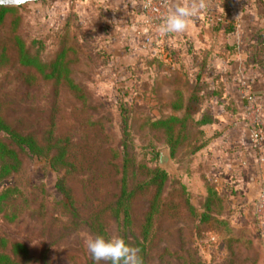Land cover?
Here are the masks:
<instances>
[{
	"label": "trees",
	"instance_id": "obj_1",
	"mask_svg": "<svg viewBox=\"0 0 264 264\" xmlns=\"http://www.w3.org/2000/svg\"><path fill=\"white\" fill-rule=\"evenodd\" d=\"M16 9L17 6H0V24L8 15H17ZM9 26L12 29L3 36L0 47V68L8 62L17 65V78L26 84L27 91L43 81L50 82L51 89L47 116H40L32 125L21 118L8 120L0 112V264H55L51 257L53 249L73 235L82 224L88 226L92 237L98 234L105 238L123 236L129 244L140 248L144 264H162L170 255L179 260L176 264H204L190 240L178 248L164 245L167 239L162 224L176 217L174 209L178 210L182 205L200 224L206 221L226 224L228 242L238 243L242 240V236L232 233L228 220L224 219L225 215L233 212L231 198L226 193L208 185L207 195L196 208L191 202L192 192L180 178L157 165L160 147L167 149L172 159L182 153L193 155L204 147L207 139L202 127L212 121L210 109L203 108L206 96L202 86L198 81L191 82L189 78L183 80V75L176 69L165 70L158 53L144 59L147 66H155L150 91L160 104L159 115H146L140 126L145 142L144 155L149 158L138 159L132 135L127 130L129 111H125L122 122L126 139L122 140L119 147L111 148V155L107 159L112 170V190L105 192L106 201L101 198L100 206H96L88 216L84 218L78 213L73 207L74 201L83 205L88 196L85 194L84 200L78 199L68 185V178L75 171L80 174L84 170L81 164L84 147L80 150L83 141L78 137L74 138L73 143L70 134H60V119L54 115L59 112L56 102L63 92L73 96L80 109H85L86 113L92 115L93 111L96 113L98 110L90 104L87 91L75 75L74 68L79 63L81 51L75 45V36L69 32V21L63 22L59 29L53 31L58 47L54 55L47 57L43 56L41 40L27 44L12 24ZM71 39L75 42H69ZM119 102L124 112V102ZM244 103H247L245 99ZM100 120L97 116L91 125L94 127ZM81 125L79 123L77 132H81ZM75 144L79 145L78 152L70 149ZM30 158L45 159L49 167L59 173L55 188L60 197L55 198L54 204L60 215L67 217L66 221L49 217V202L42 197L27 202L26 211L12 206L10 200L17 190L13 185H2L19 174L25 161ZM85 187L83 185L81 194L85 193ZM97 188L94 186L92 190ZM139 201L145 203L142 215L136 212V202ZM168 210L175 213L168 214ZM24 217L33 219V232H27L28 236L11 237L4 231L3 224L21 225ZM110 225L114 227L112 233ZM176 233L182 241L183 230L178 229ZM229 247L234 249V244ZM77 254L79 252H68L67 264H94L89 252ZM74 258L77 261L71 263L70 260Z\"/></svg>",
	"mask_w": 264,
	"mask_h": 264
},
{
	"label": "rangeland",
	"instance_id": "obj_2",
	"mask_svg": "<svg viewBox=\"0 0 264 264\" xmlns=\"http://www.w3.org/2000/svg\"><path fill=\"white\" fill-rule=\"evenodd\" d=\"M161 2L154 4L157 11H153V18H157L159 22L167 14L169 7L164 0ZM79 4V0H41L17 6V15L13 14L10 17L8 15L0 24V47L3 36L11 31L12 27L9 25L12 24L16 33H19L27 44L33 40H41L43 56H52L58 47L53 31L59 29L63 22H70L69 32L76 37L75 45L81 51L79 63L74 68L75 75L87 91L90 104L98 110L96 113L93 111L92 115L86 113L85 109H80L73 96L63 92L59 102H56L59 112L54 116L60 119V134H70L73 143L74 138L78 137L82 139L81 142L83 141L80 150L84 147L81 163L84 170L80 174L75 171L70 175L68 185L78 199L84 200L85 194L88 196L83 205H79L77 201L73 204L75 210L85 218L96 206H100L101 198L106 201L105 192L112 190L110 183L112 170L107 159L111 155V148L119 147L122 140L126 139L123 135L125 125L122 122L125 111H129L127 130L132 135L138 159L149 158L148 155H144L145 142L140 126L146 115H159L160 104L150 91L155 66H147L144 59L158 53L165 70L175 68L183 75V80L186 78L194 80V73L189 71V62L181 53L176 51L171 53L164 48L163 41L154 40L156 31L151 29L147 31V27L142 24L130 26L134 34L131 41L117 43L108 38L104 39L96 26L91 27L81 22L82 18L78 17L81 8ZM148 36L150 41L145 39ZM75 41L71 39L69 42ZM119 47L120 53L114 52V49ZM17 68V65L10 62L0 68V112L8 120L21 118L28 120L27 123L32 125L40 116H47L50 82L43 81L27 91L26 84L22 83L21 78H17ZM165 94L167 95V92ZM119 101L124 102L126 109L124 112L121 111ZM97 116L101 120L93 127L91 122ZM79 123L82 124L81 132H77ZM76 144L75 147H70L72 151H77V147L79 151V145ZM164 151L169 155V151L163 147H160L159 155ZM159 155L156 160L158 167L180 178L179 180L192 192L191 202L198 208L201 199L207 195V186L203 185L201 180L193 178L191 174L192 164L197 155L182 153L176 159L169 156V169L159 165ZM58 176L59 173L53 171L45 159L30 158L25 161L23 170L5 181L2 186H15L17 192L10 200L12 206L26 211L27 202H34L42 197L49 202L48 216L64 222L67 217L60 215L58 207L54 204L55 198L60 197L55 188ZM83 185L86 186V191L83 189L85 193L81 194ZM94 186L98 187L95 191L92 190ZM241 198L235 194L231 197L233 212L224 216L232 233L242 236L240 242L227 241L229 237L226 234L228 233L226 224H216L212 221L200 224L182 205L178 210L174 209L176 217L162 224L161 228L167 239L164 245L178 248L190 240L198 258L204 264H264V201H244ZM136 206V212L142 215L145 209L144 201L136 202ZM174 211L168 210V214H173ZM198 212L201 213V210L198 209ZM32 220L24 217L21 225L3 224V229L11 237H26L27 232H33ZM109 227L111 233L114 232V227L112 225ZM88 229L86 224L80 225L73 235L53 249L51 257L55 264H67L68 252H79L77 255L88 253L86 241L92 237ZM178 229L183 230L182 241L177 237ZM232 244L234 249L229 247ZM74 260L77 261L74 258L70 262ZM178 262L179 260L170 255L162 264Z\"/></svg>",
	"mask_w": 264,
	"mask_h": 264
},
{
	"label": "crops",
	"instance_id": "obj_3",
	"mask_svg": "<svg viewBox=\"0 0 264 264\" xmlns=\"http://www.w3.org/2000/svg\"><path fill=\"white\" fill-rule=\"evenodd\" d=\"M79 1L82 23L96 26L104 39L117 43L132 40L130 26L140 24L144 0ZM164 1L169 11L173 0ZM205 3L206 8L189 21L186 32L161 39L154 34V40L165 43L164 48L188 60L189 71L194 73L190 80L202 86L206 96L203 108L211 111V123L202 127L207 143L193 154L197 156L191 174L230 198L235 194L244 201L261 202L264 132L255 147L249 130L258 120L264 130V0ZM114 50L121 51L120 47ZM241 88L254 98L252 111L244 103Z\"/></svg>",
	"mask_w": 264,
	"mask_h": 264
},
{
	"label": "clouds",
	"instance_id": "obj_4",
	"mask_svg": "<svg viewBox=\"0 0 264 264\" xmlns=\"http://www.w3.org/2000/svg\"><path fill=\"white\" fill-rule=\"evenodd\" d=\"M206 8L205 0H173L169 11L161 19L158 33L161 36L184 33L189 21ZM87 250L94 264H144L139 247L129 244L123 236L105 238L104 235L90 237L86 241Z\"/></svg>",
	"mask_w": 264,
	"mask_h": 264
},
{
	"label": "built area",
	"instance_id": "obj_5",
	"mask_svg": "<svg viewBox=\"0 0 264 264\" xmlns=\"http://www.w3.org/2000/svg\"><path fill=\"white\" fill-rule=\"evenodd\" d=\"M161 4V0H144L142 7H141V22L140 24L144 25L146 30L148 31L149 29L155 30L156 35L158 38H162L163 36L159 35L158 33V28L161 23L157 18H153V11H157L155 8L156 6L154 5L155 3ZM146 31V32H147ZM146 40L150 41L149 36L145 38ZM244 85V83H243ZM242 96L243 98L247 101V108H251L252 110L255 108V103H254V98L251 94H249L245 88H241ZM249 137L251 142L255 147H258L260 144V141L262 140V122L261 121H256L253 126L250 127L249 130ZM262 191L264 192V187L262 188Z\"/></svg>",
	"mask_w": 264,
	"mask_h": 264
},
{
	"label": "water",
	"instance_id": "obj_6",
	"mask_svg": "<svg viewBox=\"0 0 264 264\" xmlns=\"http://www.w3.org/2000/svg\"><path fill=\"white\" fill-rule=\"evenodd\" d=\"M41 0H0V6H20L29 2H37ZM169 155L166 151L161 152L159 155V165L167 169L169 166Z\"/></svg>",
	"mask_w": 264,
	"mask_h": 264
}]
</instances>
